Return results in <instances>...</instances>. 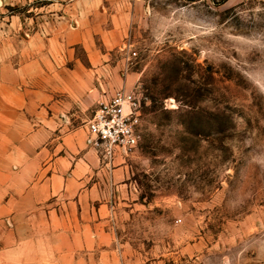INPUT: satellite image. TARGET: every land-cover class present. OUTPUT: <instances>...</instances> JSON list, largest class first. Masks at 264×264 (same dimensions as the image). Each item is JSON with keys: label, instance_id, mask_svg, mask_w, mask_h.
Returning a JSON list of instances; mask_svg holds the SVG:
<instances>
[{"label": "rangeland", "instance_id": "rangeland-1", "mask_svg": "<svg viewBox=\"0 0 264 264\" xmlns=\"http://www.w3.org/2000/svg\"><path fill=\"white\" fill-rule=\"evenodd\" d=\"M129 76L143 133L111 264H264V0H0V130L43 111L87 131Z\"/></svg>", "mask_w": 264, "mask_h": 264}, {"label": "crops", "instance_id": "crops-1", "mask_svg": "<svg viewBox=\"0 0 264 264\" xmlns=\"http://www.w3.org/2000/svg\"><path fill=\"white\" fill-rule=\"evenodd\" d=\"M104 39L106 44V33ZM101 72L106 91V68ZM77 77L65 71L55 80L73 90ZM135 80L129 76L126 86ZM119 89L108 88L101 97L97 88L89 104ZM39 98L51 103L55 96L46 92ZM38 105L33 101L28 108ZM26 107L12 103L10 113ZM39 117L36 128L10 122L0 130V264H111L118 255L112 200L128 192L127 159L118 155L105 167L88 131L72 128L71 120L47 119L43 111Z\"/></svg>", "mask_w": 264, "mask_h": 264}, {"label": "built area", "instance_id": "built-area-1", "mask_svg": "<svg viewBox=\"0 0 264 264\" xmlns=\"http://www.w3.org/2000/svg\"><path fill=\"white\" fill-rule=\"evenodd\" d=\"M145 101L140 87L123 86L97 105L87 131L104 165L111 166L118 155L127 156L139 147Z\"/></svg>", "mask_w": 264, "mask_h": 264}]
</instances>
